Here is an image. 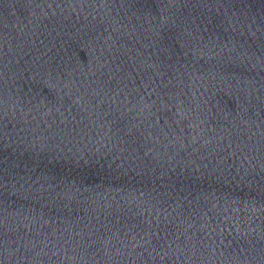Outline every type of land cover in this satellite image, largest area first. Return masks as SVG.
Segmentation results:
<instances>
[{
	"label": "water",
	"instance_id": "water-1",
	"mask_svg": "<svg viewBox=\"0 0 264 264\" xmlns=\"http://www.w3.org/2000/svg\"><path fill=\"white\" fill-rule=\"evenodd\" d=\"M0 264H264V0H0Z\"/></svg>",
	"mask_w": 264,
	"mask_h": 264
}]
</instances>
